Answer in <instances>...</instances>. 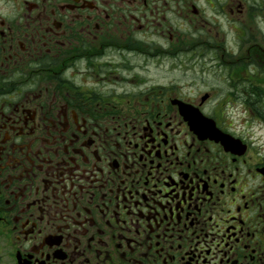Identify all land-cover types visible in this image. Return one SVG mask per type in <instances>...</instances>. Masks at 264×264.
Here are the masks:
<instances>
[{
  "label": "flooded vegetation",
  "instance_id": "obj_1",
  "mask_svg": "<svg viewBox=\"0 0 264 264\" xmlns=\"http://www.w3.org/2000/svg\"><path fill=\"white\" fill-rule=\"evenodd\" d=\"M0 264H264V0H0Z\"/></svg>",
  "mask_w": 264,
  "mask_h": 264
},
{
  "label": "rangeland",
  "instance_id": "obj_2",
  "mask_svg": "<svg viewBox=\"0 0 264 264\" xmlns=\"http://www.w3.org/2000/svg\"><path fill=\"white\" fill-rule=\"evenodd\" d=\"M156 62H157V60L154 61V63H156ZM162 62H163V63H167V61L164 60V57L162 58ZM188 75H189V73H187V72H186V73L183 72V71H180V72H179V77H180L181 80H186V79H188V78H189ZM202 89L204 90V88L201 87L200 90H202Z\"/></svg>",
  "mask_w": 264,
  "mask_h": 264
},
{
  "label": "water",
  "instance_id": "obj_3",
  "mask_svg": "<svg viewBox=\"0 0 264 264\" xmlns=\"http://www.w3.org/2000/svg\"><path fill=\"white\" fill-rule=\"evenodd\" d=\"M198 121H200V119H194V122H198Z\"/></svg>",
  "mask_w": 264,
  "mask_h": 264
}]
</instances>
